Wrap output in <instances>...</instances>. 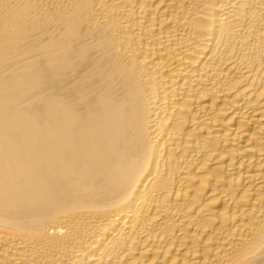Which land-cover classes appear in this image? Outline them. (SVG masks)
I'll return each mask as SVG.
<instances>
[{
    "label": "bare ground",
    "instance_id": "bare-ground-1",
    "mask_svg": "<svg viewBox=\"0 0 264 264\" xmlns=\"http://www.w3.org/2000/svg\"><path fill=\"white\" fill-rule=\"evenodd\" d=\"M0 264H264V0H0Z\"/></svg>",
    "mask_w": 264,
    "mask_h": 264
}]
</instances>
